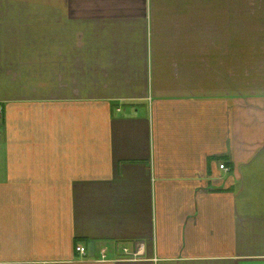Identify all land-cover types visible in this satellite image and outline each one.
Here are the masks:
<instances>
[{
    "label": "crops",
    "instance_id": "obj_1",
    "mask_svg": "<svg viewBox=\"0 0 264 264\" xmlns=\"http://www.w3.org/2000/svg\"><path fill=\"white\" fill-rule=\"evenodd\" d=\"M0 104V264H264V0H0Z\"/></svg>",
    "mask_w": 264,
    "mask_h": 264
},
{
    "label": "built area",
    "instance_id": "obj_2",
    "mask_svg": "<svg viewBox=\"0 0 264 264\" xmlns=\"http://www.w3.org/2000/svg\"><path fill=\"white\" fill-rule=\"evenodd\" d=\"M2 117H3V106H2V104H0V120L2 119ZM220 169H222V170H228V168L226 167L225 164H220ZM76 251L78 253H80V254H83V255L86 253L85 248L83 246H81V245L76 248ZM125 252L127 253L128 250L125 249ZM138 254H139V252H137L135 255H138ZM103 257H105V254H103Z\"/></svg>",
    "mask_w": 264,
    "mask_h": 264
}]
</instances>
